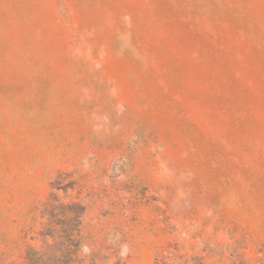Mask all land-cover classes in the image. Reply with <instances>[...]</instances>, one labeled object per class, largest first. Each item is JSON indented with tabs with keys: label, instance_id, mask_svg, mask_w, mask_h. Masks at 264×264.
I'll return each instance as SVG.
<instances>
[{
	"label": "rangeland",
	"instance_id": "374dc122",
	"mask_svg": "<svg viewBox=\"0 0 264 264\" xmlns=\"http://www.w3.org/2000/svg\"><path fill=\"white\" fill-rule=\"evenodd\" d=\"M53 194L81 264H264V0H0V264Z\"/></svg>",
	"mask_w": 264,
	"mask_h": 264
},
{
	"label": "trees",
	"instance_id": "16d2710c",
	"mask_svg": "<svg viewBox=\"0 0 264 264\" xmlns=\"http://www.w3.org/2000/svg\"><path fill=\"white\" fill-rule=\"evenodd\" d=\"M70 188L71 186L60 184L56 189L68 192ZM84 213L85 207L82 203L78 201L65 203L57 194H53L45 210L49 220L45 236L54 243L50 245V253H41L30 248L27 264H81L80 253L83 248L81 226ZM161 264L170 263L162 261Z\"/></svg>",
	"mask_w": 264,
	"mask_h": 264
}]
</instances>
